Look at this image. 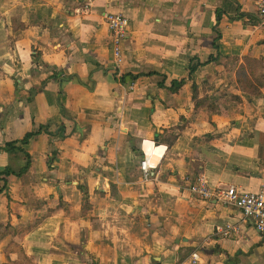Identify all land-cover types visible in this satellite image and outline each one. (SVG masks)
Here are the masks:
<instances>
[{
	"label": "crops",
	"instance_id": "crops-1",
	"mask_svg": "<svg viewBox=\"0 0 264 264\" xmlns=\"http://www.w3.org/2000/svg\"><path fill=\"white\" fill-rule=\"evenodd\" d=\"M256 1L0 0V146L22 151H0V173L29 159L0 194V264H187L194 251L198 264H264L250 219L188 191L198 176L264 185V87L245 93L237 75L264 81ZM106 13L127 20L119 71Z\"/></svg>",
	"mask_w": 264,
	"mask_h": 264
},
{
	"label": "built area",
	"instance_id": "built-area-1",
	"mask_svg": "<svg viewBox=\"0 0 264 264\" xmlns=\"http://www.w3.org/2000/svg\"><path fill=\"white\" fill-rule=\"evenodd\" d=\"M91 7L92 2H88L87 5L82 8V13L86 15ZM256 8L259 23L261 27H264V0H257ZM103 18L109 32L113 66L115 71H119L120 66L124 62V43L128 39L127 20L119 14L112 13L104 14ZM119 83L120 86H124L122 79L119 80ZM127 91L133 93L138 92L133 84L127 87ZM144 144L145 142H143L140 147L141 159L139 168L142 181L148 184L150 193H153L156 191V188L150 174L156 166H151L150 157L154 148L152 145L148 153L143 149ZM159 148L162 149L163 152L166 150L164 146H159ZM188 191L202 199H214L229 208L239 210L245 219H250L253 222L256 232L264 234V185L261 190L257 192L247 193L239 191L234 183L222 189L216 182L212 183L203 176H198L189 184ZM228 234V231L223 233L225 236ZM199 261V255L194 251L190 254L187 264H198Z\"/></svg>",
	"mask_w": 264,
	"mask_h": 264
},
{
	"label": "trees",
	"instance_id": "trees-1",
	"mask_svg": "<svg viewBox=\"0 0 264 264\" xmlns=\"http://www.w3.org/2000/svg\"><path fill=\"white\" fill-rule=\"evenodd\" d=\"M211 59L212 58H209V62H210ZM245 60H246V65L247 66H249L252 63H253L252 66L256 65L255 62H250L248 59H245ZM194 70H195L194 66L189 68V75L188 76L190 77V79H192V74H193ZM237 75H238V85L241 88V91H243L245 93L255 94L259 90L257 88H261V87L263 88L264 87V81H260L256 77L246 76L244 74L243 67H241L239 69V74H237ZM251 80H253V82ZM253 83L255 85H253ZM171 85H172V87L174 85L176 86V84H174V83H172ZM178 88H179V86L177 87V89ZM205 105H206L205 103H202L200 106H198L197 103H195V108L198 111L201 107H204ZM211 112H214V111H211ZM29 136H31V135H29ZM29 136H26L25 138H23L21 140V142H23V143L26 142V140L29 138ZM174 141H175V137L173 135H171L169 137L167 136L166 140H165L166 146L168 148H170L173 145ZM157 142L159 143V140H157ZM16 145H17V141L6 143V144L0 146V151L1 152H5V153H7L9 155H12V154L18 153V152L22 153L21 149L17 148ZM25 160H26L25 165L20 170L13 171L10 168H6L3 172L0 173V182H1L0 194H2L3 192L7 191V188L9 186H11L9 184L12 183L13 180L15 181L16 179L22 177L25 173H27V171L29 169L28 156H25ZM201 171H202L201 169H196L195 170L196 174L201 173ZM88 199L89 198H88L87 192L86 191L83 192L82 199H81V204H82V207H81L82 209L81 210H82L83 214H85V212L87 210L89 215H91V213L93 212V208L89 205V200ZM46 216H47V214H46ZM81 217L85 218V219L89 218L88 216H83V215H81ZM32 227L33 226L26 227L25 229H27L29 231ZM1 228L10 229V226H9V224H5L4 226L0 225V229ZM23 233H24V231H20L19 232V234H23Z\"/></svg>",
	"mask_w": 264,
	"mask_h": 264
},
{
	"label": "bare ground",
	"instance_id": "bare-ground-1",
	"mask_svg": "<svg viewBox=\"0 0 264 264\" xmlns=\"http://www.w3.org/2000/svg\"><path fill=\"white\" fill-rule=\"evenodd\" d=\"M150 146L152 147V144H150ZM150 150H151V148H150ZM151 157H152V156H151ZM151 157H150V159H152ZM152 160H153V159H152Z\"/></svg>",
	"mask_w": 264,
	"mask_h": 264
},
{
	"label": "rangeland",
	"instance_id": "rangeland-1",
	"mask_svg": "<svg viewBox=\"0 0 264 264\" xmlns=\"http://www.w3.org/2000/svg\"><path fill=\"white\" fill-rule=\"evenodd\" d=\"M260 24V23H259ZM264 28V27H263Z\"/></svg>",
	"mask_w": 264,
	"mask_h": 264
}]
</instances>
